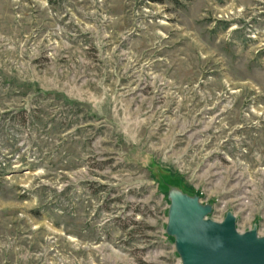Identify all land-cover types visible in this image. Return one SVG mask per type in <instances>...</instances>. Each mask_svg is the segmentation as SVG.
<instances>
[{
    "label": "rangeland",
    "instance_id": "rangeland-1",
    "mask_svg": "<svg viewBox=\"0 0 264 264\" xmlns=\"http://www.w3.org/2000/svg\"><path fill=\"white\" fill-rule=\"evenodd\" d=\"M174 187L264 236V0H0V264H182Z\"/></svg>",
    "mask_w": 264,
    "mask_h": 264
},
{
    "label": "water",
    "instance_id": "water-1",
    "mask_svg": "<svg viewBox=\"0 0 264 264\" xmlns=\"http://www.w3.org/2000/svg\"><path fill=\"white\" fill-rule=\"evenodd\" d=\"M168 198L166 233L182 264H264V236L257 225L240 232L233 211L216 221L210 218L211 204L175 187Z\"/></svg>",
    "mask_w": 264,
    "mask_h": 264
}]
</instances>
